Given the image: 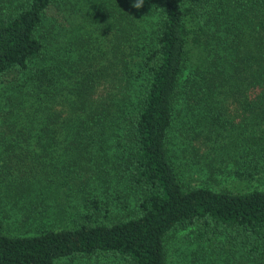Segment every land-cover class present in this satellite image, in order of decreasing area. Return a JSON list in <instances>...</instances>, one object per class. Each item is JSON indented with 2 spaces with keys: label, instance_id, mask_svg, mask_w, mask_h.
<instances>
[{
  "label": "trees",
  "instance_id": "obj_1",
  "mask_svg": "<svg viewBox=\"0 0 264 264\" xmlns=\"http://www.w3.org/2000/svg\"><path fill=\"white\" fill-rule=\"evenodd\" d=\"M89 1L0 0V264H264V187L184 180L264 174V0Z\"/></svg>",
  "mask_w": 264,
  "mask_h": 264
},
{
  "label": "rangeland",
  "instance_id": "obj_2",
  "mask_svg": "<svg viewBox=\"0 0 264 264\" xmlns=\"http://www.w3.org/2000/svg\"><path fill=\"white\" fill-rule=\"evenodd\" d=\"M90 2L89 0H86ZM193 123L195 121H192ZM197 123H195V128ZM175 131L171 134V146L177 148L178 156L181 160L176 158L177 166L185 162V158L193 156V151L190 147L191 143L188 141V135L192 134L193 130H190V134L182 136L178 133L177 124L174 127ZM258 132H264V123H262ZM230 133V127L226 129L217 128L211 134V143L208 144V154H204L199 158L195 169L187 170L184 173V180L188 184H203L207 183L217 189H229V190H249L254 187H264V174L257 175L256 178H239L235 175L233 169L238 166L237 154L231 146V140L228 137ZM173 140V141H172ZM178 143V146L176 144ZM193 142L198 143L197 140ZM174 144V145H173ZM206 147H204L205 149ZM188 159V158H187ZM187 167V165H183ZM191 168V167H187ZM264 173V171H263ZM186 231H179L174 233L168 242V264H193L195 262L190 261V249L191 246L187 241L185 235ZM193 246V245H192ZM58 264H88V261L82 259H67L60 261Z\"/></svg>",
  "mask_w": 264,
  "mask_h": 264
},
{
  "label": "clouds",
  "instance_id": "obj_3",
  "mask_svg": "<svg viewBox=\"0 0 264 264\" xmlns=\"http://www.w3.org/2000/svg\"><path fill=\"white\" fill-rule=\"evenodd\" d=\"M137 6H139V5H137Z\"/></svg>",
  "mask_w": 264,
  "mask_h": 264
}]
</instances>
